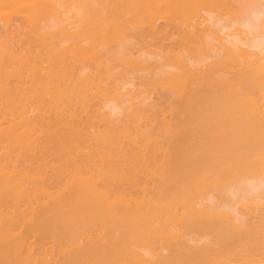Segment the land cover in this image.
Here are the masks:
<instances>
[{"label": "bare ground", "instance_id": "obj_1", "mask_svg": "<svg viewBox=\"0 0 264 264\" xmlns=\"http://www.w3.org/2000/svg\"><path fill=\"white\" fill-rule=\"evenodd\" d=\"M0 264H264V0H0Z\"/></svg>", "mask_w": 264, "mask_h": 264}]
</instances>
